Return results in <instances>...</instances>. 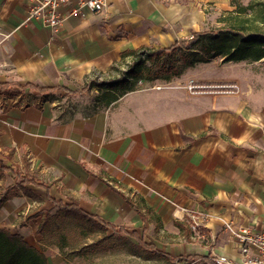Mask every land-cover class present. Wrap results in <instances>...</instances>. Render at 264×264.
Instances as JSON below:
<instances>
[{
    "label": "crops",
    "instance_id": "0c3cea01",
    "mask_svg": "<svg viewBox=\"0 0 264 264\" xmlns=\"http://www.w3.org/2000/svg\"><path fill=\"white\" fill-rule=\"evenodd\" d=\"M196 1L108 0L52 31L27 20L29 0H0V87L9 86L0 89V161L10 169L0 186H16L17 172L35 196L5 200L0 229L32 243L56 201L124 239V250L112 248L120 263H240L223 223L264 233V103L253 96L263 91L150 87L106 104L104 90H84L112 76L125 51L154 50L166 29L188 24Z\"/></svg>",
    "mask_w": 264,
    "mask_h": 264
},
{
    "label": "trees",
    "instance_id": "16d2710c",
    "mask_svg": "<svg viewBox=\"0 0 264 264\" xmlns=\"http://www.w3.org/2000/svg\"><path fill=\"white\" fill-rule=\"evenodd\" d=\"M234 14L231 15L233 16L230 18L231 22H227L222 30L217 33H211L209 36L196 33L191 36L190 41L176 43L169 49L171 55L165 57L161 64H159V57L162 54H168L167 50H152L141 47L136 50L125 51L120 55V64L114 68L115 70L116 68L119 69L122 64L126 65L125 71H120L118 78H114L111 81H89L84 86V90H90L93 87L104 90L102 96L106 104H111L116 102L121 96L136 90L135 86L143 78V71L147 70L148 64H156L155 71L157 72V69H159L162 72L161 75L156 74L158 77L155 74H151L150 80L152 81L157 78L168 79L177 76L179 72L173 69L170 62L174 52L180 46L194 54L188 55L186 62L189 65L193 62L191 56H194L198 62L215 58H221L224 62L231 63L258 62L262 60L264 58V1L253 0L247 6L236 8ZM8 88V85L0 87L1 90H7ZM29 88L35 90L33 87ZM10 95L13 96L14 93H10ZM9 170L0 161V173ZM12 175L18 179V184L5 189L3 198L0 199V206L5 200L18 196L19 190L25 195L35 198L24 187L30 181L17 172H13ZM54 207L58 211L54 216L47 215L41 221L37 234L47 240H57L59 243L58 248L60 249L67 246L68 238L70 243L75 245L76 238L73 233L81 231V220L92 225L97 223L92 216L83 213L76 206H66L54 201ZM59 222L61 223L60 225L53 226L54 223ZM101 225L104 229H111L105 223H101ZM86 239L88 237H84L83 241H86ZM165 258L168 259L167 256ZM185 260L186 262H191L189 257L185 258ZM0 264H48V261L43 252L29 245L19 234L12 233L8 229H0Z\"/></svg>",
    "mask_w": 264,
    "mask_h": 264
},
{
    "label": "rangeland",
    "instance_id": "374dc122",
    "mask_svg": "<svg viewBox=\"0 0 264 264\" xmlns=\"http://www.w3.org/2000/svg\"><path fill=\"white\" fill-rule=\"evenodd\" d=\"M187 1L176 0L181 7H183V4L188 3ZM252 1L230 0L229 6L222 8L221 6L214 5V3L208 4L197 0L196 4L190 8L191 11L182 16V20L188 22L193 27L186 28L188 24L184 23H181L179 26L174 25L170 29H166L164 31L166 36L163 39L160 38L161 40L156 41L154 46H152L155 48L154 50L161 49L169 52L159 57V64L163 62L165 57L171 55L169 49L176 43L190 41L191 36L196 33L205 36L217 33L222 30L227 22H231L230 18L233 17L231 15H235L234 11H236V8L247 6ZM188 55L194 54H191V51L185 50L181 46L176 49L170 63L179 74L168 79L157 78L153 81L150 80L151 74L156 75L158 73L161 75L162 72L159 69H157V72L155 71L156 64H148L147 70L143 71V78L136 84L135 89L160 88L164 89L163 95H166L165 91L167 89H176L189 94H204L209 91L239 94V91L243 90V88L248 89L249 87H253L256 92L263 91L261 93L254 92L253 96L258 97L259 101L264 103V61L231 63L224 62L221 58H215L198 62L194 56H191L193 62L189 65L186 62ZM125 69L126 65L122 64L119 69L116 68L114 70L112 76L103 80L111 81L114 78H118L119 72L125 71ZM162 94L161 97L163 96ZM4 191L5 188L1 185V199L3 198ZM80 223L81 231L73 233V236L76 238L75 245H72L68 238L67 246L60 249L58 248L59 243L57 240H47L37 233L33 234V232L32 237L34 242L31 243L29 241L28 243L43 252L49 264H123L118 261L121 254H112V248L124 250V239L115 238L112 234L107 235L105 232L109 229H104L100 224L95 223L92 225L83 220ZM60 224V222L54 223L53 226ZM84 237H88V239L83 241Z\"/></svg>",
    "mask_w": 264,
    "mask_h": 264
},
{
    "label": "built area",
    "instance_id": "2783aa9c",
    "mask_svg": "<svg viewBox=\"0 0 264 264\" xmlns=\"http://www.w3.org/2000/svg\"><path fill=\"white\" fill-rule=\"evenodd\" d=\"M27 20H37L43 26L57 31L64 19L68 17H83L84 12L102 13L108 0H29ZM68 7L67 11H63ZM160 89V88H157ZM193 220L197 218L192 217ZM197 223H195V227ZM229 236L240 243L239 264H264V233H253L241 226L223 223ZM214 264H235L225 256H217Z\"/></svg>",
    "mask_w": 264,
    "mask_h": 264
}]
</instances>
